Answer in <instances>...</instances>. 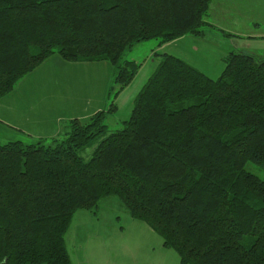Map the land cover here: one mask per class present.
Masks as SVG:
<instances>
[{
    "label": "trees",
    "instance_id": "obj_1",
    "mask_svg": "<svg viewBox=\"0 0 264 264\" xmlns=\"http://www.w3.org/2000/svg\"><path fill=\"white\" fill-rule=\"evenodd\" d=\"M211 1L0 0V99L54 54L114 67L109 105L88 120L0 143V264H73L76 212L111 195L182 264H264V179L245 167L264 169V56L232 50L215 79L160 54L130 118L105 122L142 65L125 53L219 30L205 20Z\"/></svg>",
    "mask_w": 264,
    "mask_h": 264
},
{
    "label": "rangeland",
    "instance_id": "obj_2",
    "mask_svg": "<svg viewBox=\"0 0 264 264\" xmlns=\"http://www.w3.org/2000/svg\"><path fill=\"white\" fill-rule=\"evenodd\" d=\"M156 44V39L139 42L125 53L124 58L143 62ZM56 56L64 60L60 55ZM51 58L26 74L4 100L1 98L0 143L17 139L31 141L21 131L11 128L7 115H15L9 119L16 123L14 121L19 120L20 114L12 112L9 105L20 112L29 106L34 108L35 104L29 117L34 116L38 110L48 116V110L71 115L80 112L84 101L86 103L89 97L101 102L106 99L107 87L109 86V92L113 84L114 67L110 61L101 64L106 66L105 69L98 66L93 75L78 68V65L71 68L70 66H74L72 63H67V67L63 65L64 61L61 65L56 64L54 57ZM155 68L154 61L148 60L137 83L146 80ZM104 71H107V81L97 74L99 72L105 75ZM89 80H93L92 87L86 84ZM131 99L132 96L122 103L117 112L107 115L105 122L111 130L120 128L123 120L130 117L133 109ZM29 127L26 132L34 135L31 132L35 130L34 127ZM94 148L95 145L88 146L82 152L83 157L89 159ZM245 167L264 179V169L256 163L248 161ZM66 240L73 264H182L179 253L174 248L165 246L162 236L145 221L132 217L129 209L116 195L103 198L93 210L79 209L67 230Z\"/></svg>",
    "mask_w": 264,
    "mask_h": 264
},
{
    "label": "crops",
    "instance_id": "obj_3",
    "mask_svg": "<svg viewBox=\"0 0 264 264\" xmlns=\"http://www.w3.org/2000/svg\"><path fill=\"white\" fill-rule=\"evenodd\" d=\"M205 20L215 28L235 34L236 37L227 38L219 30L205 29V33L201 36L190 34L183 35L163 44H159L157 40L156 47L151 49L150 54L142 62V65L132 82L118 95L116 99L117 110L115 112L120 109L123 102L127 101V98L130 99V96H132L131 100L134 105L136 95L150 77L149 75L146 80H140V82L137 83L141 75L140 73H142L148 60L154 61L157 67L160 61V54L167 53L181 57L209 77L215 79L222 74L226 65L225 60L232 50L243 49L250 51L255 55L264 56V0H212L205 14ZM56 55L59 54L51 56L54 57L56 64L61 65L62 61H64L63 65L67 67L69 65L67 63H72L74 66H70L71 68H75L78 65V68L87 70L93 75L98 66L103 69L106 67L101 65L106 62L105 60L65 62V60H60L61 58ZM44 62L45 61H43V63ZM104 73L105 75L97 72V74H100V77L107 81V71H104ZM86 84L90 87L94 85L93 80L87 81ZM108 88L109 86L107 87L106 99H104L103 102L94 100L93 97H89L86 103L84 101L81 111L71 115L48 110L50 115L48 116V114L46 115L41 110H38L34 116L29 117V114L35 108V104L33 105L34 108L29 106L27 109H21L20 112L17 108L9 105L10 110L16 115L20 114V116L19 120L16 119V121H14L16 123H13L9 119L14 118L15 115H7V118L10 122L9 124L11 128L21 131L22 134L31 139L56 137L62 133L61 125L64 120H70L77 117L82 121H86L95 112L106 108L107 102L109 101ZM5 96L2 97L3 100L5 99ZM2 99L0 101H3ZM2 103L3 102H1V105H3ZM125 120L127 119H124L123 121ZM29 126L34 127L35 130L31 131L32 133L34 132V135L26 132V129L30 128Z\"/></svg>",
    "mask_w": 264,
    "mask_h": 264
}]
</instances>
